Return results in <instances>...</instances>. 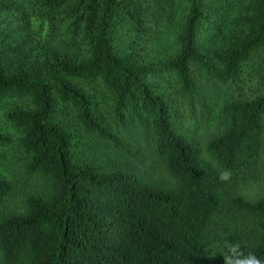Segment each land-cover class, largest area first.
<instances>
[{
	"label": "trees",
	"instance_id": "16d2710c",
	"mask_svg": "<svg viewBox=\"0 0 264 264\" xmlns=\"http://www.w3.org/2000/svg\"><path fill=\"white\" fill-rule=\"evenodd\" d=\"M27 2L0 0V24L35 14L81 55L10 69L0 46V108L24 155L23 174L0 175V264H210L223 216L239 219L224 240L264 260V195L228 194L219 179L245 176L261 151L264 0ZM169 75L191 105L206 91L220 100L222 128L207 144L217 167L177 131L154 83ZM119 127L137 128L174 187L109 164L125 151ZM14 144L0 127V164Z\"/></svg>",
	"mask_w": 264,
	"mask_h": 264
},
{
	"label": "rangeland",
	"instance_id": "374dc122",
	"mask_svg": "<svg viewBox=\"0 0 264 264\" xmlns=\"http://www.w3.org/2000/svg\"><path fill=\"white\" fill-rule=\"evenodd\" d=\"M27 1L29 0H11V3H18L19 6L27 9L28 7L30 8ZM16 4L14 7L12 5V9L15 12L17 11ZM2 20L3 22L0 24V27L2 26L1 29L4 32L5 38H1L0 36V46L8 48L5 61L10 69L40 66L43 61L51 58L62 56L77 57L80 54L77 51L65 49L60 38L55 35L53 36L54 33L50 30L48 22L40 19L35 14H28V17L24 20L25 25L10 24V12L5 13L2 16ZM194 78L197 90L200 91L203 88L202 84L205 82V79L199 75H194ZM154 83L159 90L165 91L169 98L172 99L177 131L196 144L203 161L217 167L218 162L208 152L207 144L212 137L219 134L222 128L219 125L218 117L220 100L206 91L208 97L202 101L203 103L201 102L202 104L198 102H194V105L189 104L187 99L179 97L178 83L174 75H169L167 81L155 79ZM0 127L13 137L14 145L16 146L19 135L6 122L3 108H0ZM115 131L121 135L125 151L122 152L124 155L119 151L111 155V159L109 160L111 161L109 162L110 165L115 167L131 166L136 171L143 172L146 177L148 175L155 182L168 187L176 185L175 178L167 172L162 162L155 155L150 143L141 136L137 128L133 127L130 130H123V127H119ZM11 155L13 157L12 162L7 165L6 162L0 164V175L10 180L13 179L12 175L14 174L20 175L24 173V155L21 148L16 146L8 154L7 160L11 159ZM19 186V191H27ZM26 187L31 188L30 183L29 185L26 184ZM226 191L228 194L240 195L250 200L264 195V127L262 131L261 151L256 165L247 171L245 176L239 174L236 177L230 178ZM16 194L19 195V193ZM231 218L233 217L223 216L217 219L215 240L208 248L210 264H223L222 257L228 244L224 240V236L235 229L233 222H238L239 220L236 218L230 220Z\"/></svg>",
	"mask_w": 264,
	"mask_h": 264
},
{
	"label": "clouds",
	"instance_id": "9594fccd",
	"mask_svg": "<svg viewBox=\"0 0 264 264\" xmlns=\"http://www.w3.org/2000/svg\"><path fill=\"white\" fill-rule=\"evenodd\" d=\"M230 178L231 173L229 170H224L219 174V179L221 181H227ZM222 259L223 264H264V260H261L254 253L248 252L245 254L238 242L227 244Z\"/></svg>",
	"mask_w": 264,
	"mask_h": 264
}]
</instances>
